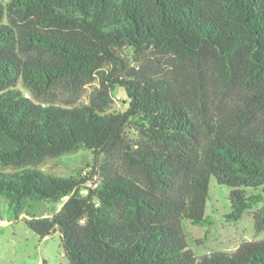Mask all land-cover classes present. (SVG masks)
Returning <instances> with one entry per match:
<instances>
[{"label": "trees", "instance_id": "1", "mask_svg": "<svg viewBox=\"0 0 264 264\" xmlns=\"http://www.w3.org/2000/svg\"><path fill=\"white\" fill-rule=\"evenodd\" d=\"M97 79L91 102L59 104ZM117 87L128 107L108 111ZM81 148L88 172L42 167ZM213 177L231 221L262 204V231L264 0H0V200L19 217L68 197L25 223L59 232L70 264H264V239L189 247Z\"/></svg>", "mask_w": 264, "mask_h": 264}, {"label": "rangeland", "instance_id": "2", "mask_svg": "<svg viewBox=\"0 0 264 264\" xmlns=\"http://www.w3.org/2000/svg\"><path fill=\"white\" fill-rule=\"evenodd\" d=\"M135 52L125 49L123 56L128 59L130 66L141 69L147 63H156L153 53L146 56L137 54L141 60L135 58ZM99 80L85 85L77 93L61 96L59 104L67 105L68 101L76 100V105H83L91 102L93 92L99 87ZM111 102L108 111H125L128 101L124 90L117 87L111 93ZM133 134V133H132ZM93 154L86 148L59 158L46 161L42 166L44 169L59 174H78L91 170ZM230 187L221 185L213 177L210 183V197L208 199L207 215H211L212 224H192L183 220L182 226L186 235L189 247L199 255L214 252H234L242 242L247 240L264 239V229H256L255 213L262 206L261 203L246 211L238 221H231L226 214L231 211L229 198ZM68 199L57 201H43L33 204L31 207L17 217L10 210L7 200H0V264H70L61 244L60 233L41 238L28 229L25 218L27 210L38 216L52 215Z\"/></svg>", "mask_w": 264, "mask_h": 264}]
</instances>
